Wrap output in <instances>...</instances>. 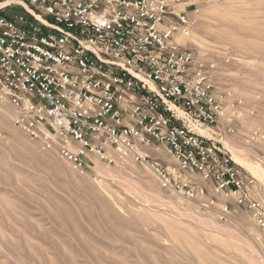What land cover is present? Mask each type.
Segmentation results:
<instances>
[{"label": "built area", "instance_id": "obj_1", "mask_svg": "<svg viewBox=\"0 0 264 264\" xmlns=\"http://www.w3.org/2000/svg\"><path fill=\"white\" fill-rule=\"evenodd\" d=\"M189 7L0 0V106L77 170L143 164L162 188L222 219L233 204L245 208L264 231L258 179L225 144L256 109L216 85V63L182 43L198 26ZM247 140L264 142V128Z\"/></svg>", "mask_w": 264, "mask_h": 264}, {"label": "rangeland", "instance_id": "obj_2", "mask_svg": "<svg viewBox=\"0 0 264 264\" xmlns=\"http://www.w3.org/2000/svg\"><path fill=\"white\" fill-rule=\"evenodd\" d=\"M187 1L198 9V26L182 43L216 63V85L256 109L228 138L234 150L226 146L233 155L249 152L261 173L244 167L264 197V142L247 140L264 128V0ZM4 108L0 264H264V231L245 208L233 204L222 219L162 188L143 164L77 170L16 127Z\"/></svg>", "mask_w": 264, "mask_h": 264}, {"label": "bare ground", "instance_id": "obj_3", "mask_svg": "<svg viewBox=\"0 0 264 264\" xmlns=\"http://www.w3.org/2000/svg\"><path fill=\"white\" fill-rule=\"evenodd\" d=\"M0 110H3V111H1L0 113L2 114V116L3 117H5V114H4V112H5V108L4 107H1V109ZM2 118V117H1ZM6 118V117H5ZM202 131H205V130H201V132ZM206 133H207V131H205ZM203 133V132H202ZM206 133H203V134H205L206 135ZM225 144L233 151L234 149V143L232 142V141H230V140H226L225 141ZM240 146V145H239ZM238 148V147H237ZM237 151H239V152H234L235 154H234V156H235V158L243 165V166H245V167H247L251 172H254L255 174H258V173H261V170L251 161V159H249V157H248V154H249V152H247V153H241V150L238 148V150ZM253 155V154H252ZM249 156H251V154L249 155ZM254 158V157H253ZM257 170H258V172H257ZM104 207V206H103ZM92 220V219H91ZM90 221V220H89ZM96 224V223H95ZM98 226V225H97Z\"/></svg>", "mask_w": 264, "mask_h": 264}]
</instances>
